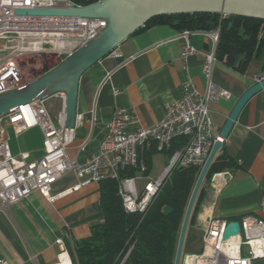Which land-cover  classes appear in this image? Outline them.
Masks as SVG:
<instances>
[{
    "label": "crops",
    "instance_id": "crops-1",
    "mask_svg": "<svg viewBox=\"0 0 264 264\" xmlns=\"http://www.w3.org/2000/svg\"><path fill=\"white\" fill-rule=\"evenodd\" d=\"M187 41L199 53L185 61L181 52ZM213 46L204 32L186 36L167 24L129 36L117 47L119 56L109 54L80 79L76 137L67 148L69 157L83 163L98 152L106 125L117 108L129 112L132 128H148L165 118L167 104L180 98L188 78L203 92L207 85L202 71L203 54ZM260 76H264L261 59H253L244 72L217 59L212 81L230 94L208 103L218 133L236 102ZM63 108L64 104L59 112ZM4 124L14 155L28 153L36 159L44 154L39 127L17 134L7 119ZM224 143L226 153L236 162L228 169L233 178L219 192L206 187L195 221L187 229L181 264H187L188 255L203 251L205 230L212 219L239 221L246 214L264 216L259 209L264 194V89L245 104ZM171 148L159 152L150 143L140 149V159L147 170L140 175L136 169L138 190H143L148 180L157 178L168 166L175 151L171 152ZM78 184L79 177L69 172L53 184L52 194L57 196L54 201L34 191L9 211L0 210V258L9 264H73L67 243L73 245L75 240L88 237L91 227L104 220L100 183L76 188ZM59 237L66 250L57 245ZM252 264H264V258L253 260Z\"/></svg>",
    "mask_w": 264,
    "mask_h": 264
},
{
    "label": "built area",
    "instance_id": "built-area-1",
    "mask_svg": "<svg viewBox=\"0 0 264 264\" xmlns=\"http://www.w3.org/2000/svg\"><path fill=\"white\" fill-rule=\"evenodd\" d=\"M74 6L80 5L73 0H0V94L35 78L28 76L19 63L23 55L51 50L68 57L107 26L102 18L20 15L16 9ZM193 32L204 31L182 33L187 36ZM204 33L209 35L214 45L210 52L203 54L202 71L207 79L205 90L201 92L194 80L188 78L182 86L180 98L167 104L165 118L148 128H132L133 120L129 112L124 108L115 109L106 125L98 152L83 163L71 159L67 153L68 146L76 137V127L65 126L64 109L58 117H52L45 103L47 99L0 117V210L9 211L13 204L34 191L54 201L57 196L52 194L53 184L66 173L74 172L80 179L76 188L107 178L117 179L125 210L144 213L175 167L204 165L215 141L220 139L208 103L230 95L218 89L212 81L220 28ZM197 53L187 41L181 55L186 61L188 56ZM112 55L119 56L120 53L115 50ZM5 119L17 134L39 127L44 139V154L36 159L28 153L14 155ZM177 138H185V144L171 154L168 166L159 177L148 180L143 190H138L136 177L120 176V172L128 168L137 169L140 175H144L147 167L140 159V149L153 143L157 151L163 152ZM232 178L230 170L216 172L208 187L219 192ZM259 209L264 213V194ZM229 222L212 219L205 230L203 251L188 255L187 264H252L253 260L263 259L264 216L244 215L239 220V236L225 240L224 233ZM56 243L62 250L67 249L62 238H57ZM0 264L9 263L0 258Z\"/></svg>",
    "mask_w": 264,
    "mask_h": 264
},
{
    "label": "trees",
    "instance_id": "trees-1",
    "mask_svg": "<svg viewBox=\"0 0 264 264\" xmlns=\"http://www.w3.org/2000/svg\"><path fill=\"white\" fill-rule=\"evenodd\" d=\"M73 1L79 5H89L100 0ZM160 24L170 25L179 32H210L220 28L215 50L217 59L241 72L253 59H261L264 74L262 19L222 16L218 13L160 15L149 20L135 33ZM51 68H45V72ZM184 144L185 138H177L170 151ZM235 165V160L228 156L223 143L200 188L190 225L195 221L212 175ZM202 167H175L164 179L157 196L144 213L125 210L117 179L102 180L100 203L104 220L91 227L88 237L75 240L73 245L67 243L73 264H174L185 212ZM135 172L136 169L128 168L120 176L131 177Z\"/></svg>",
    "mask_w": 264,
    "mask_h": 264
},
{
    "label": "water",
    "instance_id": "water-1",
    "mask_svg": "<svg viewBox=\"0 0 264 264\" xmlns=\"http://www.w3.org/2000/svg\"><path fill=\"white\" fill-rule=\"evenodd\" d=\"M20 15H49L63 17L102 18L107 26L94 39L78 48L66 59L30 82L0 94V117L15 112L22 106L64 94V121L66 127L75 128L79 83L82 75L112 54L129 36L149 20L160 15L218 13L264 20V0H100L89 5L71 8H18ZM264 89V76L247 89L236 102L218 134L191 194L182 223L174 264H181L184 240L191 214L208 169L223 142L229 136L245 104ZM239 221H230L224 239L240 234Z\"/></svg>",
    "mask_w": 264,
    "mask_h": 264
},
{
    "label": "rangeland",
    "instance_id": "rangeland-1",
    "mask_svg": "<svg viewBox=\"0 0 264 264\" xmlns=\"http://www.w3.org/2000/svg\"><path fill=\"white\" fill-rule=\"evenodd\" d=\"M13 44H15V42H13ZM66 58L65 54L60 56L56 52L49 50L45 53H28L23 55L20 58L19 63L25 68L24 71L28 76L37 77V75H40L45 71V68L53 67L56 63H60ZM64 99V94H57L50 97L45 102L52 117H58Z\"/></svg>",
    "mask_w": 264,
    "mask_h": 264
}]
</instances>
